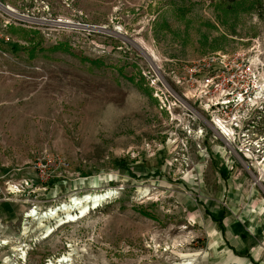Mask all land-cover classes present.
I'll list each match as a JSON object with an SVG mask.
<instances>
[{
	"label": "rangeland",
	"instance_id": "rangeland-1",
	"mask_svg": "<svg viewBox=\"0 0 264 264\" xmlns=\"http://www.w3.org/2000/svg\"><path fill=\"white\" fill-rule=\"evenodd\" d=\"M261 1L0 0V264H264V107L191 75L239 52L264 88Z\"/></svg>",
	"mask_w": 264,
	"mask_h": 264
},
{
	"label": "built area",
	"instance_id": "built-area-1",
	"mask_svg": "<svg viewBox=\"0 0 264 264\" xmlns=\"http://www.w3.org/2000/svg\"><path fill=\"white\" fill-rule=\"evenodd\" d=\"M257 69V63L242 53L235 52L229 55L213 52L208 53L195 63L191 69V72L193 71L191 75L196 78L195 81L200 87L199 93L209 96L210 102L207 103V107L213 109L221 105L227 108L223 109L224 112H227L229 109L238 111L255 104L261 106L260 108L264 107V88H261L258 83ZM155 81L156 79L152 83ZM158 82L164 87L166 86L159 79ZM166 91L175 102L186 103L185 94L183 98L179 99L172 93V90L166 88ZM217 121L219 123L217 126L220 123L223 124L219 118Z\"/></svg>",
	"mask_w": 264,
	"mask_h": 264
},
{
	"label": "bare ground",
	"instance_id": "bare-ground-1",
	"mask_svg": "<svg viewBox=\"0 0 264 264\" xmlns=\"http://www.w3.org/2000/svg\"><path fill=\"white\" fill-rule=\"evenodd\" d=\"M4 8V7H3ZM6 9V7H5ZM224 130L226 131L227 129L224 128ZM228 131V130H227ZM228 133V132H227ZM109 195H111L110 192H106L105 194H96V195H93V196H83V197H74V198H71L69 200L68 203H63L62 206H58L56 208H51L49 211H47L46 213H44L43 215L40 216V221H42L44 218H54V219H58L57 221H61V219H63L64 217L62 218H59V212L62 211L64 214H66V219L68 220H73L79 216H83L86 214V212L90 209V206H96V205H99L100 202L109 197ZM73 206H76L77 208V216H74V213H72V209L75 208ZM27 216H31V214H28ZM39 227H41L42 229L46 230L47 231V234H49V226L47 227L45 224L41 223L39 224ZM26 230V228H24ZM47 236V235H46ZM8 241L7 240H3V241H0V244L1 245H5L7 244ZM70 258L68 255H63L62 257H59L56 261H55V264H70ZM50 264H53V263H50Z\"/></svg>",
	"mask_w": 264,
	"mask_h": 264
},
{
	"label": "trees",
	"instance_id": "trees-1",
	"mask_svg": "<svg viewBox=\"0 0 264 264\" xmlns=\"http://www.w3.org/2000/svg\"><path fill=\"white\" fill-rule=\"evenodd\" d=\"M255 1H256V4H257V5H260L261 2H262L261 0H255ZM258 112L260 113V111H258ZM144 213H145L146 215H149L147 212H144ZM213 218H214V220H217V221H218V219H216L215 217H213ZM218 222H219V221H218ZM220 226H221V225H220ZM246 256H249L248 253L246 254Z\"/></svg>",
	"mask_w": 264,
	"mask_h": 264
},
{
	"label": "water",
	"instance_id": "water-1",
	"mask_svg": "<svg viewBox=\"0 0 264 264\" xmlns=\"http://www.w3.org/2000/svg\"><path fill=\"white\" fill-rule=\"evenodd\" d=\"M56 209H58V208H56Z\"/></svg>",
	"mask_w": 264,
	"mask_h": 264
}]
</instances>
